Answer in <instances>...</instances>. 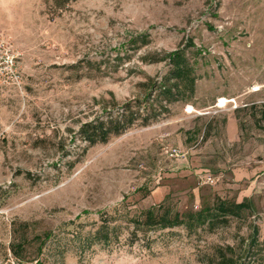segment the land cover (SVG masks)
I'll list each match as a JSON object with an SVG mask.
<instances>
[{"label": "rangeland", "instance_id": "374dc122", "mask_svg": "<svg viewBox=\"0 0 264 264\" xmlns=\"http://www.w3.org/2000/svg\"><path fill=\"white\" fill-rule=\"evenodd\" d=\"M189 41L194 98L86 148L81 126L143 101L167 71L152 60ZM263 112L264 0H0V264H264ZM218 198L252 207L215 228L130 223Z\"/></svg>", "mask_w": 264, "mask_h": 264}, {"label": "trees", "instance_id": "16d2710c", "mask_svg": "<svg viewBox=\"0 0 264 264\" xmlns=\"http://www.w3.org/2000/svg\"><path fill=\"white\" fill-rule=\"evenodd\" d=\"M60 5L68 3L70 0H55ZM143 45L149 43L148 36H140ZM138 40H133L137 42ZM189 48L195 49V44L189 41L185 47H179L174 51L165 53L162 57L154 58L152 63L165 62L167 71L160 80H150V90L141 102H127L114 112H110L106 116H99L90 122L83 124L79 130L81 140L86 142L90 148L98 144H106L111 138L122 135L129 128L137 123L148 125L161 115L169 112V106L178 102H190L196 93L197 77V60L192 59L188 54ZM199 54L200 50L196 49ZM264 113V112H263ZM264 117V114H263ZM211 176V175H209ZM248 199L241 203H230L220 198L213 207L205 208L196 214L184 217L178 213L173 216L165 211L161 213V207H152L143 213L142 218L130 220L134 230L142 227L152 229H172L175 227L185 226L188 229H194L202 226H210L215 228L218 224L226 225L230 218H239L242 214L251 208ZM75 222L71 221L66 224L67 229L75 227ZM69 231V232H68ZM69 241H74L80 237L79 232H70ZM111 228L107 221L102 224L93 233H90L87 239H91L92 243L108 244L110 241ZM135 234V233H134ZM41 241V249L50 242H55L54 233L45 232L43 236H39ZM24 246L18 244L13 246V254L16 258H20V252ZM230 251L232 248L228 247ZM35 264H45L40 260H36ZM217 264H238L234 258H227L222 252Z\"/></svg>", "mask_w": 264, "mask_h": 264}, {"label": "built area", "instance_id": "2783aa9c", "mask_svg": "<svg viewBox=\"0 0 264 264\" xmlns=\"http://www.w3.org/2000/svg\"><path fill=\"white\" fill-rule=\"evenodd\" d=\"M14 78H15V80H19V77L16 76L15 74H14ZM227 103H229V102H227ZM226 104L224 106H220L218 104V107L224 108L226 106ZM167 153H169L170 157H179V156L183 155L182 152L180 150H177V149H172L170 151H167ZM204 181H205V183L210 184V185L215 184V180L212 176H205Z\"/></svg>", "mask_w": 264, "mask_h": 264}]
</instances>
